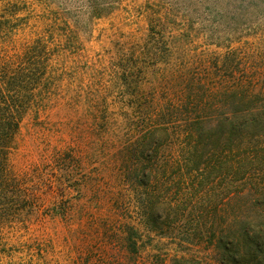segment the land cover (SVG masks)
Returning a JSON list of instances; mask_svg holds the SVG:
<instances>
[{"label": "trees", "instance_id": "1", "mask_svg": "<svg viewBox=\"0 0 264 264\" xmlns=\"http://www.w3.org/2000/svg\"><path fill=\"white\" fill-rule=\"evenodd\" d=\"M84 1L95 17L111 10L110 0ZM193 3L216 17L238 12L240 35L255 41L222 54L195 52L178 28L186 23L152 16L147 40L120 50L102 73L106 83L90 92L88 129L99 136V154L111 156V202L127 220L120 225L127 264H139L146 238L147 264H264V0ZM63 23L65 41L50 30L0 56L3 204L27 199V175L11 164L25 117L73 107V98L59 93L67 72L57 58L74 33ZM78 148L52 149L31 174L35 186L47 181L61 198L71 190L81 195L87 162ZM50 210L66 218L71 207L62 201ZM153 236L169 240L174 254L157 251Z\"/></svg>", "mask_w": 264, "mask_h": 264}, {"label": "rangeland", "instance_id": "2", "mask_svg": "<svg viewBox=\"0 0 264 264\" xmlns=\"http://www.w3.org/2000/svg\"><path fill=\"white\" fill-rule=\"evenodd\" d=\"M94 1L98 5L111 1V10L95 17L84 0H0L1 57L17 54L39 34L50 30L57 38L64 36L65 41L64 21L74 31L70 43L66 41V50L57 58L58 67L67 72L59 93L72 97L73 107L50 108L39 118L31 111L22 123L11 164L17 174L27 175L22 186L27 199L19 202L11 196L6 204L0 201V264L131 263L121 241L120 225L127 222L125 213L116 211L111 202V156L99 154V136L88 129L91 117L86 112L91 109L87 108L90 92L95 94L107 81L102 73L110 67V61L120 50L147 40L152 16L168 15L178 24L186 23L188 26L178 28L191 36L189 48L195 52L222 54L229 47L239 50L241 43L255 41L248 34L240 35L238 12L216 17L193 0ZM244 46L250 47L251 43ZM76 144L87 162L81 195L71 190L70 198H61L56 185L50 186L47 181L35 186L36 178L31 174L43 164L44 157L54 148ZM62 201L70 203V215L52 216L50 209ZM33 205L37 211L30 210ZM153 238L157 251L174 254L175 246L168 244L169 240ZM145 241L148 247L142 250L139 264H147L152 250L147 238ZM194 252L208 251L197 247Z\"/></svg>", "mask_w": 264, "mask_h": 264}]
</instances>
